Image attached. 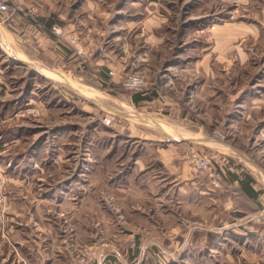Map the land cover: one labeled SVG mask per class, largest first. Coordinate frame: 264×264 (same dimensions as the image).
<instances>
[{
  "label": "rangeland",
  "instance_id": "374dc122",
  "mask_svg": "<svg viewBox=\"0 0 264 264\" xmlns=\"http://www.w3.org/2000/svg\"><path fill=\"white\" fill-rule=\"evenodd\" d=\"M25 1L8 0L10 11H0V145L13 138L14 145L9 148L17 166L13 174L17 179L21 151L26 149V159L42 158L39 147L30 156L27 154L33 147L27 145L41 139L34 130L28 131L31 128L16 133L20 126L13 125L90 120V116L80 112V95L62 88L57 101L51 93L39 92L38 97H32L40 102L16 104L18 109L14 108L13 113L24 117H19L22 121L10 122L13 134L6 136L4 113L10 107L4 99V79L13 63L5 59L3 51L11 29L8 20L20 15L42 24L38 21L41 8L27 7ZM68 3L69 0L63 1L60 12L62 16H76L75 27L55 24L61 30L59 34L50 28L60 51L58 57L63 58L52 71L76 79L85 72L81 78L88 82L98 78L102 89L111 92L116 89L106 87L104 79H99L104 74L100 66H109L106 74L114 76L119 71L116 60L120 59L125 73L119 90L148 95L143 103H135L139 108H134L147 114L157 112L149 114L153 119L141 123L161 126L176 141L183 138L178 131L182 126L193 132L202 131L206 145L197 150L211 156L212 165L221 164L222 179L228 176H223L227 169L222 165L228 161L237 175L251 178V186L259 193L255 198L246 197L239 184L229 185L225 191L220 190L221 186L210 188L206 175L189 169L195 181L191 184L190 207L184 211L176 209L175 216L154 214V225L149 219L143 220V216H136L133 224L127 223L125 219L133 216L120 214L117 200L103 192L101 198L94 200L77 196L42 200L34 209L38 200L22 199L19 181L6 184L3 150L0 264H41V258L45 259L42 264H84L81 260L96 264L99 246L106 240L110 244L103 249L110 257L106 264H123L113 259L112 250L122 254L127 264H264V0H92V7ZM84 14L92 15L85 23L90 30H84V24L78 21ZM72 39L82 48L83 55L73 51ZM21 72L22 68L13 69V73ZM132 76L141 80V85L125 84ZM58 78L65 79L61 75ZM32 81L48 86L46 78L32 77ZM74 89L85 92L84 87L77 85ZM177 108L187 112L186 119H181ZM107 114H98L93 121L103 124L104 116H112V124L107 127H117V115ZM161 114L167 123L159 119ZM130 123L133 122L126 120L118 130L125 131ZM86 141L81 137V146H62L61 158L87 160L85 170H91V162L104 156L102 146H91ZM78 148L80 151H76ZM192 150L196 147L184 157L187 168L186 158ZM113 153L115 158L116 152ZM126 153L131 154L132 150L126 149ZM87 206L102 208L108 215L97 208H92L97 214L84 215ZM76 208H81V213H74ZM74 241L86 244L82 249L86 251L75 254ZM143 249L149 252L147 258L140 255Z\"/></svg>",
  "mask_w": 264,
  "mask_h": 264
},
{
  "label": "crops",
  "instance_id": "0c3cea01",
  "mask_svg": "<svg viewBox=\"0 0 264 264\" xmlns=\"http://www.w3.org/2000/svg\"><path fill=\"white\" fill-rule=\"evenodd\" d=\"M63 1L66 2L67 0H26L27 7L41 8L38 21L42 24H36L33 20L29 21L26 17L17 15L8 20L11 24V29L5 26L8 32L3 51L5 59L9 63L13 62L10 74H6L4 79V99H6L7 106L10 107V111L6 114L4 113L5 134L6 136L13 134L12 128L9 127L10 122H17L18 119L20 121L23 120L21 119L24 117L22 114L13 113L14 108L18 109V105L25 104L27 101H29L28 103L40 102L32 97L33 94L38 97L39 92L41 94L49 92L53 98L59 101L62 95V88L80 95V98H82L80 112L86 114L85 117L90 116V120L75 121L76 118H74L62 123L59 121L47 124H25L21 122L13 125V127L20 126V129H15L16 133L17 131H25L27 128H31L28 131L34 130L37 133L35 136L41 140L38 143H32L33 145L28 144L27 146L33 147L29 148L30 150L27 154L30 156L31 151L39 147L42 158L38 160L26 159V149L22 150L21 157H16L20 159L19 162L15 160L20 163V176L17 179L18 177L13 175L14 172L16 173L15 168L17 166L13 162V152L9 148L14 145L12 143L14 141L13 138L10 141H6L4 146L0 145V153L3 150L5 151L6 184L7 182L13 184L14 181H19L22 188L20 197L27 200H38L34 209H38L37 205L42 200L75 198L76 196L79 199L94 200L101 198V192H103L108 197L110 196L117 200L120 214L133 216V218L125 219L127 223L132 224L135 223L136 216H143V220L149 219L150 224L154 225V220L151 219L154 214L175 216L176 209H181L182 211L186 208L188 209L190 207L191 184L195 183V181L192 180V177H194L192 172L185 165L184 157L193 147L198 149L199 146L206 145L205 134L200 130L193 132L189 127L182 126L178 131L183 138H178L177 140L179 141H176V138L171 137L169 132L161 126L155 124L154 126H149L147 123H141L142 121L146 122L153 119L149 114L152 115V113L156 114L157 112L149 111L147 114V112L142 113L136 110L135 108L139 107H136L135 103H143L145 100L138 99L134 102L131 92L119 90L124 76L122 74L125 73L124 66L120 65V59L116 60L119 71L114 76L110 77L106 74L109 66H100L104 74L99 76V79H104L103 84L106 87L116 89L111 92L102 89V84H100L98 78L95 82H88L85 78H81V76H86L85 72L83 75L78 74L76 79L68 78L62 73L52 71L55 64H60L63 58L58 57V52L60 51L56 49L55 37L51 33L50 28L55 24L65 25L68 29H74L75 27L74 19L76 16L61 15L60 8ZM91 1L69 0L68 5L71 6L77 3L75 6L85 5L92 7ZM80 17L81 20L78 21L84 24V30H90L91 27H87L85 23L86 19L92 17V15L84 14ZM15 68H22V72L20 74L13 73ZM44 69L45 72H43ZM78 72L81 73V71ZM28 73H34V75L31 76ZM58 75L64 76L71 84L62 82L60 78H57ZM37 76L46 78L48 86L34 83L32 77ZM76 85L84 87L85 92L76 91L74 89ZM65 99L69 101L68 98ZM166 103H168L167 105H172L171 102ZM171 108L172 110L174 109L173 107ZM178 111L181 114V119H186L185 113L187 112L183 109ZM105 112L108 114L112 112L117 115V120L114 121L117 127H107L100 122L93 121L94 116L105 114ZM42 113L44 112L42 111ZM43 115L45 116L46 114ZM74 116L76 117V115ZM160 116L164 115L161 114ZM110 117L113 119L112 116ZM161 117L159 119L167 123L166 119ZM126 120L133 123H130V126L125 131L118 130L119 125L125 124ZM81 137L82 140L88 139L86 144L102 146L101 151L104 157L100 160L92 161L91 170H85V167L89 164L87 160L77 157L61 158L60 155L62 146H81L79 143ZM72 138L74 139L72 140ZM125 146L124 150L120 149ZM126 149L132 150V153L125 154ZM76 151H80V148ZM113 152H116L115 158H112ZM95 166L100 167V170L93 169ZM236 178L243 179L239 175ZM234 184H238V181L228 175L222 179L220 190L225 191L229 185ZM249 184L251 186L250 182ZM203 188L206 189L207 186L203 185ZM63 193L64 195L61 196ZM242 194L248 197L243 192ZM92 208L97 207L87 206L84 210V215L97 214L98 211L92 210ZM80 209H74L77 211L74 213H81ZM97 209H100L101 214L108 215L102 208ZM71 212L67 211V214H71ZM63 213L60 212L59 214ZM74 243L73 251H75V254L79 255L86 251V249L82 250L86 244H78L76 241ZM108 245L110 244L106 240L99 246V253L95 256L96 264H106L110 260L109 254L103 253V249L108 247ZM112 251L115 253L112 256L113 259L127 264V260L122 254L116 250ZM140 255L147 258L149 252L143 249ZM44 261V258L40 259L41 264ZM48 263H51V261Z\"/></svg>",
  "mask_w": 264,
  "mask_h": 264
},
{
  "label": "built area",
  "instance_id": "2783aa9c",
  "mask_svg": "<svg viewBox=\"0 0 264 264\" xmlns=\"http://www.w3.org/2000/svg\"><path fill=\"white\" fill-rule=\"evenodd\" d=\"M10 4L8 3V0H0V11H10ZM52 31L56 34L60 33V28L53 25ZM71 48H73V51L77 53L78 55H83L82 48L79 46L77 42L74 41V39L71 40ZM112 73V72H110ZM125 84L128 86H139L141 85V80H139L137 77H129L127 78ZM102 122L104 125L109 126L112 124V118L110 116H104L102 119ZM186 162L188 164V167L190 170H192L195 173H203L206 175V178L209 183L210 188H219L221 186V179H222V169L221 164H217V166L212 165V157L209 156L206 152L199 151V150H192L187 155ZM227 170H232L233 166L228 163V161H225L222 164ZM87 260H81L80 263L86 264ZM68 264H75V263H68Z\"/></svg>",
  "mask_w": 264,
  "mask_h": 264
},
{
  "label": "trees",
  "instance_id": "16d2710c",
  "mask_svg": "<svg viewBox=\"0 0 264 264\" xmlns=\"http://www.w3.org/2000/svg\"><path fill=\"white\" fill-rule=\"evenodd\" d=\"M148 97L145 95H139L137 93L132 95L133 101L136 102L138 99H146ZM227 173L231 178L236 179L239 184L240 190L246 194L250 198H255L258 195V191L254 190L252 186H250L249 182L251 181V178L249 176H244L243 179H238V175L234 172V170H223V176L224 174ZM226 175V176H227ZM244 175V174H243Z\"/></svg>",
  "mask_w": 264,
  "mask_h": 264
},
{
  "label": "bare ground",
  "instance_id": "6f19581e",
  "mask_svg": "<svg viewBox=\"0 0 264 264\" xmlns=\"http://www.w3.org/2000/svg\"><path fill=\"white\" fill-rule=\"evenodd\" d=\"M5 48V47H4ZM7 49V48H6ZM7 51V50H6ZM26 61V60H25ZM43 71V70H42ZM43 72H45V69H44V71ZM47 77V76H46ZM57 78H58V76H57ZM62 82H65V83H68V81L66 80V78L65 79H63L62 80ZM70 86V85H69ZM124 113V112H123ZM174 137V136H173Z\"/></svg>",
  "mask_w": 264,
  "mask_h": 264
}]
</instances>
